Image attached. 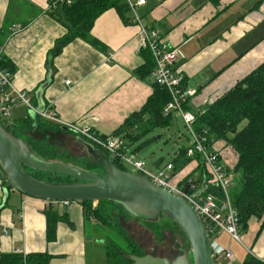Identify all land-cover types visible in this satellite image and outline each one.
I'll return each instance as SVG.
<instances>
[{"label": "crops", "instance_id": "1", "mask_svg": "<svg viewBox=\"0 0 264 264\" xmlns=\"http://www.w3.org/2000/svg\"><path fill=\"white\" fill-rule=\"evenodd\" d=\"M48 1L0 0L1 57L14 67L13 86L24 92L34 106H49L64 123L89 126L99 135L114 134L126 118L141 109L153 91L152 74L140 80L133 73L144 63L142 53H137L139 29L109 9L96 18L90 32L103 50L74 39L51 57L49 52L67 30L45 12ZM257 2L169 0L161 4L146 0L144 6L137 8L143 23L157 30L168 48L179 47L184 55L173 69L185 88L195 91L185 104L186 111H203L264 62V1L255 8ZM15 25L22 31L13 33ZM22 108L25 107L21 104L13 107L17 114L11 116L13 121L21 119ZM141 139L127 144V152L139 154L146 144ZM189 142L190 139L186 146ZM139 145L141 148L135 150ZM213 146L224 149L221 155L229 169L236 161L231 146L224 141ZM177 155L178 151L174 152L168 164L174 166ZM197 164L196 159H191L181 170L171 171L173 181L180 184L191 174L202 187L204 174L192 173ZM0 180V254L47 252L51 255L49 264H105L104 237L99 235L104 231L97 222L84 219L80 204L74 202L67 208L52 204L66 214L67 221L59 222L55 239L47 241L43 214L48 207L46 202L10 187L1 174ZM4 227L6 235L2 232ZM258 230L259 222L251 219L243 234L246 246L241 245L235 252L233 240L226 234H220L215 241L232 251L238 264L246 253L261 262L264 228L255 238Z\"/></svg>", "mask_w": 264, "mask_h": 264}, {"label": "trees", "instance_id": "2", "mask_svg": "<svg viewBox=\"0 0 264 264\" xmlns=\"http://www.w3.org/2000/svg\"><path fill=\"white\" fill-rule=\"evenodd\" d=\"M263 1L258 0L255 8L259 7ZM49 3L50 0L48 5ZM109 9L116 10L122 20L129 23V19L126 17L128 7L123 0H74L69 6L58 5L53 9H46L45 12L57 19L67 30L64 37L56 41L51 53L49 52L51 57L57 55L65 44L74 39H81L94 48L103 50V45L92 38L90 32L96 18ZM142 57L144 63L133 70V73L136 78L145 80L152 74L154 60L147 50L142 52ZM0 64L10 72L14 71L13 65L7 60L1 58ZM152 88V94L141 109L126 118L114 133L122 135L129 145L143 138L154 128H168L172 124L173 114L163 115L164 107L170 101L168 91L155 82L152 84ZM183 108L185 110V104ZM193 114L195 115L192 124L193 130L205 136L208 147H212L217 141H224L233 149L236 161L229 169L227 168V173L229 176L231 175L233 181L232 204L243 232H246L251 219H256L259 222V230L256 233V238H258L264 228V62L234 83L221 96L215 98L203 111ZM2 126L8 133L23 140L37 160L59 162L92 172H94L92 169H100L104 175V169L86 153L81 145L80 140L83 139L67 132L59 125L27 112L24 118L14 120L12 125L3 123ZM189 139L190 137L187 138V140ZM187 147L184 145L178 149L172 171L177 172L184 168L191 159H196L198 164L192 173L204 174L207 178L206 168L199 157L186 156ZM140 148L141 145L135 150ZM106 155L108 156V154ZM108 157L117 168L127 171L122 162ZM24 169L32 178L45 183L84 182L58 173L39 171L28 167H24ZM0 174H3L2 171ZM189 176L192 175L188 174L183 178L182 185ZM194 180L195 183L198 182V178ZM206 192L216 194L218 190L209 186ZM76 203L83 208L85 220L97 222L102 229L109 226L117 236L116 239L107 238L102 242L105 264H130L131 261L127 257L130 255L137 257L152 255L173 261L186 251L179 240L175 238L171 239L166 248L168 252H171L172 257L171 254L170 256L154 254L151 249L148 251L139 246V243L127 234L125 226L138 224L144 227L146 223L151 222L138 219L121 203L105 200ZM43 214L46 222V239L52 241L55 239L58 223L67 221V216L65 213L58 212L52 203L48 205ZM173 224L168 228L171 227L178 231V237L182 238L186 243L187 251H190L185 233L178 224L175 222ZM50 259L51 255L47 252L0 254V264H49ZM241 264L264 263L247 255Z\"/></svg>", "mask_w": 264, "mask_h": 264}, {"label": "built area", "instance_id": "3", "mask_svg": "<svg viewBox=\"0 0 264 264\" xmlns=\"http://www.w3.org/2000/svg\"><path fill=\"white\" fill-rule=\"evenodd\" d=\"M74 0H50L46 9H53L58 5L69 6ZM129 13V23L137 25L139 29V47L137 53H142L147 50L151 53L154 60V69L152 76L154 82L165 88L170 96V101L165 105L163 115L175 113L180 117L185 126L190 142L187 147L186 156H198L200 161L206 168L207 178H205L204 188L199 182L195 183V178L189 176L185 182L177 184L173 181L171 171L173 165L168 164L163 170H158L153 173L146 169L145 163L141 160H135L133 154H128L126 147L127 141L122 135H99L89 126H76L62 122L56 113L49 107L43 106L41 109L34 106L30 99L27 98L24 92L18 91L13 86L12 73L3 68L0 64V120L1 123L12 125L10 109L15 105H23L30 115H36L59 125L83 139L85 142L92 145L94 148L108 154V156L122 162L123 165L129 166L134 170V173H139L146 176L150 181L154 182L159 187L186 199L202 220L205 225V231L209 237L212 249V256L217 264H229L234 260L232 251L228 248L220 246L216 241V237L221 233L227 234L231 240L239 241V218L232 204L231 188L233 181L227 173V160L221 155L224 150H219L214 146L206 145V138L203 134H198L193 130L192 124L195 120V115L184 110L183 106L187 100L195 93L194 90L186 89L183 85L182 78L174 71V64L183 59L184 55L179 47L168 48L159 36L157 30H153L143 23L142 19L137 14V8L146 4V0H123ZM169 0H157L159 3H165ZM49 2V1H48ZM22 27L13 26V33H19ZM2 48L0 47V61ZM68 84V83H67ZM173 172V171H172ZM1 184V180H0ZM213 187L218 192H206L207 187ZM47 205L59 204L63 208L71 205L69 201L50 202L45 201ZM3 234H7L6 227L2 230ZM224 262V263H223ZM264 263L263 260H261Z\"/></svg>", "mask_w": 264, "mask_h": 264}, {"label": "water", "instance_id": "4", "mask_svg": "<svg viewBox=\"0 0 264 264\" xmlns=\"http://www.w3.org/2000/svg\"><path fill=\"white\" fill-rule=\"evenodd\" d=\"M80 143L86 153L104 169V175L59 162L35 159L28 145L8 133L0 120L1 175L10 187L39 200L113 201L121 203L140 220L154 222L158 216H166L185 233L190 251H185L173 261L152 255H130L127 256L130 264H217L212 256L205 225L186 199L159 187L144 175L117 168L104 152L83 140ZM24 167L58 173L84 182L45 183L32 178Z\"/></svg>", "mask_w": 264, "mask_h": 264}, {"label": "rangeland", "instance_id": "5", "mask_svg": "<svg viewBox=\"0 0 264 264\" xmlns=\"http://www.w3.org/2000/svg\"><path fill=\"white\" fill-rule=\"evenodd\" d=\"M10 112H11V116L15 117V115H17L13 111V108L10 109ZM27 112L28 111L25 108H22V111H20L21 118H24L27 115ZM172 117H173L172 124L168 128H154L153 130H150L141 139L140 142L143 141L146 144L142 149L138 151L139 154L134 155L133 153H128V154H133L135 160L143 161L145 163L146 169L150 172L155 173L158 170H163L165 166L171 161L173 153L178 151L180 147L187 144V138L189 137V134L185 126L183 125L180 117L177 116L175 113H173ZM157 162L159 163L158 166L156 167ZM234 163H232L231 165H233ZM124 167L127 171L134 173V170L131 167L129 166H124ZM92 170L97 174L102 175V170L100 169H92ZM157 221L158 222L146 223L144 227H141L138 224L129 227L125 226V230L127 234H129L139 243V246H142L148 251L151 249L152 253L154 254L170 256L171 252L170 251L168 252L166 248L168 247L169 243L171 242V239L173 238L179 240L184 250L187 251L186 243L182 240V238L178 237L177 235L178 231L171 227L168 228L169 226L174 225L172 220L164 216H158ZM103 231H105V233L103 232L99 235H102L104 237L103 238L104 240L107 238H115V239L117 238L116 234L113 232V229H111V227L107 226L103 228ZM243 234L244 232L241 230V226H240L239 241L233 240V244H232L233 252H235L236 249H239L238 247H240L241 245H242L241 247L246 246L245 243L243 242ZM247 248L249 250L251 249L250 247ZM242 249L245 251L244 248ZM247 255L248 254L246 253L244 256V260L246 259ZM235 259L239 261L237 257H235ZM235 259L229 264H238V262Z\"/></svg>", "mask_w": 264, "mask_h": 264}]
</instances>
